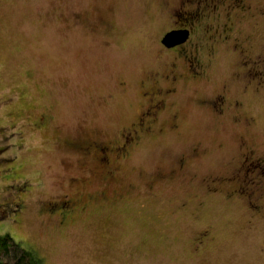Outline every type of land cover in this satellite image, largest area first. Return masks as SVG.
Wrapping results in <instances>:
<instances>
[{
  "label": "rangeland",
  "instance_id": "obj_1",
  "mask_svg": "<svg viewBox=\"0 0 264 264\" xmlns=\"http://www.w3.org/2000/svg\"><path fill=\"white\" fill-rule=\"evenodd\" d=\"M151 2L0 0V234L44 264H264V210L207 184L238 165L242 136L264 153V87L240 77L234 41L216 45L205 82L180 87L168 111V120L178 115L177 128L144 138L118 160L111 189L119 199L91 204L64 226L50 218L49 202L102 186L82 146L120 143L141 111L140 82L158 65L166 22L163 0ZM168 2L174 8L179 0ZM252 5L231 17L233 37L255 55L264 52V0ZM226 87L242 105L220 118L204 101ZM41 114L50 120L37 128ZM196 148L204 155L179 170ZM167 170L168 181L154 182ZM19 199L24 209L16 213ZM203 231L209 239L198 245Z\"/></svg>",
  "mask_w": 264,
  "mask_h": 264
},
{
  "label": "flooded vegetation",
  "instance_id": "obj_2",
  "mask_svg": "<svg viewBox=\"0 0 264 264\" xmlns=\"http://www.w3.org/2000/svg\"><path fill=\"white\" fill-rule=\"evenodd\" d=\"M152 0L151 3H153ZM230 5L226 8L227 2ZM254 0H179L178 5L171 7L168 0H163L158 10L166 20L158 39L157 63L146 74L145 80L140 82V98L142 100L141 111L133 122V128L127 131L120 143L106 145L96 140H90L82 146V153L94 158L96 166L92 174L96 175L102 186L95 192L65 194L60 199L48 203V213L51 219H55L59 226H64L75 217L85 213L91 204L108 203L119 199L118 191L112 190L111 185L116 182L118 173V160H125L131 153L139 148L143 139L148 136L168 133V125L171 129L177 128L179 117L177 114L170 116L168 111L174 98L179 95L180 87L185 83L201 84L207 78L210 60L215 56L216 45L234 41L233 48L242 55V67L244 72L240 76L250 86L264 87V52L253 55L251 46H245L234 35L235 22L231 14L237 10L243 14L253 11ZM223 11L225 20L219 23ZM171 9V10H170ZM232 10V11H230ZM261 15L264 10H258ZM168 15L173 24L168 26ZM229 21V23H228ZM171 31L187 32L185 42L174 47H168L164 43L165 37ZM172 54L176 56H172ZM176 60V61H175ZM175 61V62H174ZM178 61L183 62L182 69L178 70ZM227 87L218 94L211 95L204 101L217 116L227 117L240 109L241 101H231L227 95ZM234 118L236 116L234 115ZM50 117L41 114L37 128L46 127ZM241 159L238 165L231 171L221 174L209 183V192L223 193L244 199L256 213H261L264 206V187L260 188L264 180V153L258 155L254 146L245 138L239 139ZM204 155L200 148L194 149L188 157H183L178 163V169L183 170L191 160ZM117 160V161H116ZM155 181H168V170L155 173ZM170 174L177 175L174 171ZM74 182L79 178L73 177ZM83 185L84 180L80 181ZM18 192L28 191L26 185L19 186ZM16 213L22 212L24 202L21 199L15 203ZM197 244H204L209 239L208 231L198 234Z\"/></svg>",
  "mask_w": 264,
  "mask_h": 264
},
{
  "label": "trees",
  "instance_id": "obj_3",
  "mask_svg": "<svg viewBox=\"0 0 264 264\" xmlns=\"http://www.w3.org/2000/svg\"><path fill=\"white\" fill-rule=\"evenodd\" d=\"M0 264H44V260L6 233L0 234Z\"/></svg>",
  "mask_w": 264,
  "mask_h": 264
},
{
  "label": "water",
  "instance_id": "obj_4",
  "mask_svg": "<svg viewBox=\"0 0 264 264\" xmlns=\"http://www.w3.org/2000/svg\"><path fill=\"white\" fill-rule=\"evenodd\" d=\"M187 39V32L185 31H171L164 39V43L168 44V47H174L178 44L185 42Z\"/></svg>",
  "mask_w": 264,
  "mask_h": 264
}]
</instances>
